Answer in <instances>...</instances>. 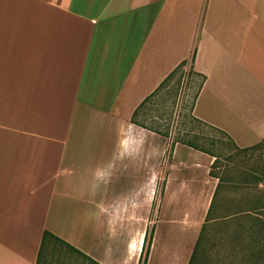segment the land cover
Returning a JSON list of instances; mask_svg holds the SVG:
<instances>
[{"label":"crops","instance_id":"obj_1","mask_svg":"<svg viewBox=\"0 0 264 264\" xmlns=\"http://www.w3.org/2000/svg\"><path fill=\"white\" fill-rule=\"evenodd\" d=\"M182 63L194 121L264 138V0H0V264H36L44 231L98 264L149 236L146 264H181L185 240L187 264L219 157L142 109Z\"/></svg>","mask_w":264,"mask_h":264},{"label":"rangeland","instance_id":"obj_2","mask_svg":"<svg viewBox=\"0 0 264 264\" xmlns=\"http://www.w3.org/2000/svg\"><path fill=\"white\" fill-rule=\"evenodd\" d=\"M191 72L188 68L179 70L142 108L147 113L145 119H149V126H157L161 132L175 140L198 143L218 156L212 173L215 176L223 175L228 183L217 197L212 217L230 213L233 216L215 222L207 221L202 226L200 238L198 236L187 264H264V185L260 183L256 187H247L241 184L246 175L244 173L252 172L260 176L264 174V138L251 147L239 149L219 131L194 121L190 116V109L201 79ZM231 183H237L239 187L233 189L231 187L237 185ZM253 198L260 200L262 209L242 212L252 207L250 201ZM186 243L185 240H180L179 243L178 259H181V264L186 260ZM176 254L177 250L166 253L162 264H171L177 259ZM45 264L88 262L58 246L46 256Z\"/></svg>","mask_w":264,"mask_h":264},{"label":"trees","instance_id":"obj_3","mask_svg":"<svg viewBox=\"0 0 264 264\" xmlns=\"http://www.w3.org/2000/svg\"><path fill=\"white\" fill-rule=\"evenodd\" d=\"M183 64L184 63H182L179 67H177L166 78V80L164 81V83L162 85H164L179 70H181L183 68ZM189 72H191V68L189 69ZM191 73L201 79L200 85L198 87V90H199V88L201 87V85L203 83V77L200 76V75H198V74H196V73H194V72H191ZM162 85L160 87H162ZM181 141H182V143H184V144H186V145H188V146H190V147H192V148H194L196 150H199V151H202V152L207 153L209 155L215 156L210 151H208L206 148L198 145V143L195 144L191 140H181ZM216 162H217V158H216L215 162L213 163V166L215 165ZM211 174L213 175L212 172H211ZM244 174H246V175L243 176V178H242L243 181L241 183L243 186H247L248 187L249 185H253L254 187H256L260 183L262 185H264V174L261 175V176L260 175H255V173H252V172H251V174H247V173H244ZM215 177L218 179V183L216 185L214 194H213L212 199H211V203H210V207H209V210H208V214H207L206 221H211V220H214V219H227L228 217L230 218L231 216H233V214L230 213L229 215L222 216V217H212V213H213V210H214L215 205H216L217 197H218L220 191L223 188H225L226 185H228L227 181L225 182V178L226 177H223V175H219V176H215ZM231 184L232 185L233 184L234 185H237L236 187H231L233 189H236L237 187H239V184H237V183H231ZM250 202H252L250 204V206H252V207H250L249 209L244 210L242 212H249L251 209H253V210L262 209V207H260L262 205V203H260V200L259 199L253 198ZM238 213L239 212H236V214H238ZM200 235H201V233H200ZM200 235H199V238H200ZM150 239H151L150 236L148 237V239L147 238L144 239L142 253H141V256L139 258V264H146L147 257H148L149 245H150ZM58 246L64 248L67 251H70L72 253H75L80 258H82L83 260L87 261L88 264H98L93 259L87 257L86 255H84L80 251L76 250L75 248H73L69 244L65 243L64 241H62L61 239H59L58 237L54 236L53 234H51L48 231H44L43 234H42L41 241H40V245H39V249H38V253H37L36 264H45V258H46V256L49 255V253L51 251H54L55 248L58 247Z\"/></svg>","mask_w":264,"mask_h":264}]
</instances>
